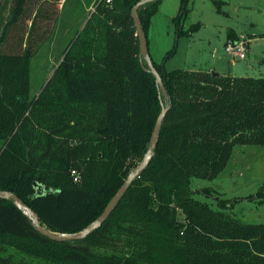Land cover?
Returning a JSON list of instances; mask_svg holds the SVG:
<instances>
[{"label": "trees", "instance_id": "16d2710c", "mask_svg": "<svg viewBox=\"0 0 264 264\" xmlns=\"http://www.w3.org/2000/svg\"><path fill=\"white\" fill-rule=\"evenodd\" d=\"M64 1L0 4V191L15 193L54 233H78L141 163L168 111L150 164L84 240H52L0 199V264H264V224L245 223L227 206L215 211L191 189L193 178L220 176L236 147L264 148V78L167 72L151 58L165 99L141 63L131 15L141 0H113L84 18L33 96L31 61L52 38L51 8ZM189 1L174 20L178 38L197 29L181 27ZM161 2L139 9L148 45Z\"/></svg>", "mask_w": 264, "mask_h": 264}, {"label": "rangeland", "instance_id": "374dc122", "mask_svg": "<svg viewBox=\"0 0 264 264\" xmlns=\"http://www.w3.org/2000/svg\"><path fill=\"white\" fill-rule=\"evenodd\" d=\"M4 1L0 0V4ZM81 3L88 5L89 2L69 0L63 14L62 4L51 8L58 20L52 23V38L42 43L31 61L33 96L52 76L61 51L73 36L67 32L71 28L77 29L75 25L80 17L83 18ZM181 6L182 0H162L159 13L153 19L149 50L155 63L164 65L167 72L181 69L264 78V0H190L181 27L185 31L197 29L178 38L174 20ZM65 27H69L66 34ZM232 32L239 40H251L247 59H238L226 51L229 40H234L229 37ZM174 49L175 53L167 58ZM191 189L197 201L215 211L227 206L228 214L245 223L264 224V201L259 197L264 192V148L236 147L220 176L193 178ZM180 219L184 220L182 214Z\"/></svg>", "mask_w": 264, "mask_h": 264}, {"label": "water", "instance_id": "95a60500", "mask_svg": "<svg viewBox=\"0 0 264 264\" xmlns=\"http://www.w3.org/2000/svg\"><path fill=\"white\" fill-rule=\"evenodd\" d=\"M150 1H160V0H141L139 1L132 9L131 15L135 22V27L138 32V36L140 39V54H141V63L144 69H148L153 72V74L156 76V80L158 83L159 88L161 89L164 98H167V90L164 85V82L160 76V74L156 71V69L153 66L150 54H149V45H148V39L147 34L143 28V24L139 15V9L144 4L150 2ZM143 60H146L149 68H146L143 64ZM62 61V60H61ZM215 75H220L218 73H215ZM53 75V73H52ZM168 108L163 107L161 114L158 117V120L156 122L152 137H151V145L146 153L145 157L141 161V163L132 170V172L129 174L126 182L123 184V186L119 189V191L116 193V195L113 197V199L109 202L108 206L104 210V212L99 216V218L91 223L86 229L75 233V234H60V233H54L53 231L46 228L44 225L41 224L39 215L30 207L28 206L23 200H21L15 193L8 192V191H0V199L4 200H12L15 204V206L22 211V213L33 223V225L36 227V229L41 232L43 235L49 237L52 240L64 242V241H79L84 240L87 238L91 233L98 230L105 222L106 220L112 215V213L115 211L117 205L125 195V193L128 191L132 183L137 179L141 172H143L148 165L150 164L154 152L157 147L158 139L160 132L162 130L163 122L165 120L166 114H167Z\"/></svg>", "mask_w": 264, "mask_h": 264}, {"label": "built area", "instance_id": "2783aa9c", "mask_svg": "<svg viewBox=\"0 0 264 264\" xmlns=\"http://www.w3.org/2000/svg\"><path fill=\"white\" fill-rule=\"evenodd\" d=\"M106 2L107 4H111L113 0H96L95 4V10L96 7L101 3ZM226 51L229 54H232L234 57H237L238 59L245 60L248 58V54L250 51V40L247 39H241V40H229V42L226 45Z\"/></svg>", "mask_w": 264, "mask_h": 264}, {"label": "crops", "instance_id": "0c3cea01", "mask_svg": "<svg viewBox=\"0 0 264 264\" xmlns=\"http://www.w3.org/2000/svg\"><path fill=\"white\" fill-rule=\"evenodd\" d=\"M69 1V0H68ZM68 1L66 2V1H64V3H62V5H63V8H62V14H63V11L65 10V8H66V5H67V3H68ZM81 1H83V0H81ZM88 1V0H87ZM96 0H93L92 1V3H90L89 5H86V3H85V5L83 4V3H81V5L83 6V7H81L80 9V15H81V13L82 12H84V14L85 15H83V18H81L80 17V19L78 20V22H77V24L75 25V28H79V30L80 31H82L83 30V28L85 27V25H86V23H87V21H88V19L90 18V16L95 12V4H96V2H95ZM95 2V3H94ZM78 10V9H77ZM92 10V11H91ZM159 13V12H158ZM89 17L87 20H85L84 18L85 17ZM155 18V17H154ZM153 18V19H154ZM63 19V18H62ZM63 21V20H62ZM60 25H61V23H60ZM64 29H66V31H65V34H66V32L68 31V29H69V27H65ZM69 30H71V31H69V32H67L68 34H74V31L76 30V29H74V28H71V29H69ZM250 44H251V40H250ZM60 63V62H59ZM59 63L57 64V66L59 65ZM220 75H224V76H227V75H225V74H220Z\"/></svg>", "mask_w": 264, "mask_h": 264}]
</instances>
